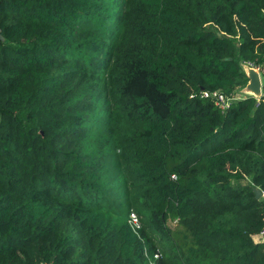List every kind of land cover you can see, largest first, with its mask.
<instances>
[{
	"label": "trees",
	"instance_id": "1",
	"mask_svg": "<svg viewBox=\"0 0 264 264\" xmlns=\"http://www.w3.org/2000/svg\"><path fill=\"white\" fill-rule=\"evenodd\" d=\"M114 3L0 0V264H264V96H201L264 71V0H127L111 31ZM111 148L138 231L98 185Z\"/></svg>",
	"mask_w": 264,
	"mask_h": 264
},
{
	"label": "rangeland",
	"instance_id": "2",
	"mask_svg": "<svg viewBox=\"0 0 264 264\" xmlns=\"http://www.w3.org/2000/svg\"><path fill=\"white\" fill-rule=\"evenodd\" d=\"M126 1L127 0H115L112 11L107 17L111 31L114 30L115 22L124 9ZM105 85L106 79L104 78L101 82L100 92L96 98V107L88 122V131L91 134V143L85 149V154L87 157L92 156V152L96 145L95 142L97 139V134L102 131L109 115L110 106ZM238 93L243 94V90H239ZM222 169H231L230 160H226L223 163ZM244 183L245 182H241V184ZM98 185L100 186V191L103 193V200L105 202H108L115 207H118L119 205H126L127 208L131 210L129 212H133L136 210V208H138L139 202L134 196L135 192L131 188V183L126 178L124 164L122 159L117 154L116 149L114 148H111V152L103 159V170L98 176ZM146 223L147 220L143 218V224L145 225ZM168 225L169 227H174L172 222H168ZM149 236L151 239V235ZM157 244L160 245L161 243L157 242Z\"/></svg>",
	"mask_w": 264,
	"mask_h": 264
},
{
	"label": "built area",
	"instance_id": "3",
	"mask_svg": "<svg viewBox=\"0 0 264 264\" xmlns=\"http://www.w3.org/2000/svg\"><path fill=\"white\" fill-rule=\"evenodd\" d=\"M245 66L251 67V68H255L259 71H261L259 68L254 67L253 65H251L250 63H245L243 64ZM202 97L204 98H211L214 100V103L216 105V107L219 108V110H221L222 112L226 111L229 108V105L235 100L236 97L234 98H229L226 95H224L222 92L220 91H214L211 93L208 92H203L201 94ZM261 96H264V89L261 92ZM237 99V98H236ZM261 197L264 199V193L261 192ZM128 222L131 225L132 229L134 231H138L141 229V221H140V217L135 213V212H130L129 213V218H128ZM176 222H173V225ZM260 237L263 238L264 241V228L260 233ZM144 255L147 259V263L148 264H161V260H162V253H161V249L159 247H156V249L153 252H149L147 248L144 249Z\"/></svg>",
	"mask_w": 264,
	"mask_h": 264
},
{
	"label": "water",
	"instance_id": "4",
	"mask_svg": "<svg viewBox=\"0 0 264 264\" xmlns=\"http://www.w3.org/2000/svg\"><path fill=\"white\" fill-rule=\"evenodd\" d=\"M0 40H2L1 36ZM242 69L246 77L248 78V83L246 87L242 89L244 94H246L247 96H252L256 99L260 98L261 83L258 70L245 65L242 66ZM253 191L255 193L256 199H259L261 197V191L258 189H254Z\"/></svg>",
	"mask_w": 264,
	"mask_h": 264
},
{
	"label": "crops",
	"instance_id": "5",
	"mask_svg": "<svg viewBox=\"0 0 264 264\" xmlns=\"http://www.w3.org/2000/svg\"><path fill=\"white\" fill-rule=\"evenodd\" d=\"M259 77H260V83H261V90H260V93L262 92V90L264 89V71H259ZM247 95L243 94L242 93H238L237 96H235L237 99H242L244 97H246ZM253 240L255 243H263L264 244V241H263V238L260 237V235H257V236H254L253 237Z\"/></svg>",
	"mask_w": 264,
	"mask_h": 264
}]
</instances>
